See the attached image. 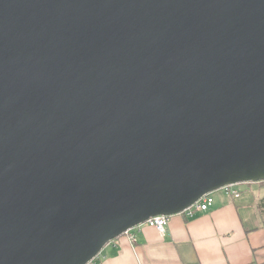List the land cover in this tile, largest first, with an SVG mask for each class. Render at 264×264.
Returning a JSON list of instances; mask_svg holds the SVG:
<instances>
[{
    "label": "water",
    "instance_id": "95a60500",
    "mask_svg": "<svg viewBox=\"0 0 264 264\" xmlns=\"http://www.w3.org/2000/svg\"><path fill=\"white\" fill-rule=\"evenodd\" d=\"M260 181L264 0H0V264Z\"/></svg>",
    "mask_w": 264,
    "mask_h": 264
},
{
    "label": "crops",
    "instance_id": "0c3cea01",
    "mask_svg": "<svg viewBox=\"0 0 264 264\" xmlns=\"http://www.w3.org/2000/svg\"><path fill=\"white\" fill-rule=\"evenodd\" d=\"M236 188L238 198L219 189L207 211L170 216L164 233L133 228L134 237H118L89 264H264V182Z\"/></svg>",
    "mask_w": 264,
    "mask_h": 264
},
{
    "label": "built area",
    "instance_id": "2783aa9c",
    "mask_svg": "<svg viewBox=\"0 0 264 264\" xmlns=\"http://www.w3.org/2000/svg\"><path fill=\"white\" fill-rule=\"evenodd\" d=\"M237 185L238 184L226 185L222 187L221 190L234 198H238L241 196V191L236 188ZM213 193L214 192L204 195L196 203L187 208L184 212L190 216H193L198 211H207L214 205L215 197ZM146 223L155 227L159 232L164 233L169 223V217L165 215L154 216L150 218ZM127 234L131 237H134V234H132L131 230L128 231Z\"/></svg>",
    "mask_w": 264,
    "mask_h": 264
},
{
    "label": "trees",
    "instance_id": "16d2710c",
    "mask_svg": "<svg viewBox=\"0 0 264 264\" xmlns=\"http://www.w3.org/2000/svg\"><path fill=\"white\" fill-rule=\"evenodd\" d=\"M260 182H264V181H260ZM260 207H261V212L264 214V200L261 201Z\"/></svg>",
    "mask_w": 264,
    "mask_h": 264
}]
</instances>
